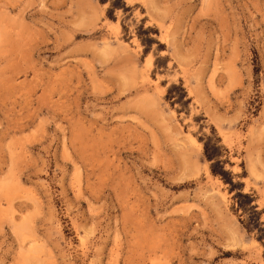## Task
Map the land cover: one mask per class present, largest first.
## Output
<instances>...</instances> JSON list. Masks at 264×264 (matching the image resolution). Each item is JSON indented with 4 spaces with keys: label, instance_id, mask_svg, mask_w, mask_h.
<instances>
[{
    "label": "rangeland",
    "instance_id": "obj_1",
    "mask_svg": "<svg viewBox=\"0 0 264 264\" xmlns=\"http://www.w3.org/2000/svg\"><path fill=\"white\" fill-rule=\"evenodd\" d=\"M0 264H264V0H0Z\"/></svg>",
    "mask_w": 264,
    "mask_h": 264
},
{
    "label": "trees",
    "instance_id": "obj_2",
    "mask_svg": "<svg viewBox=\"0 0 264 264\" xmlns=\"http://www.w3.org/2000/svg\"><path fill=\"white\" fill-rule=\"evenodd\" d=\"M111 5H112V8L117 6V5H120V7H122L123 10H127V8L124 6V4H111ZM109 12H110V9H109ZM142 40L146 43L145 39H142ZM176 86H177L176 84H173L171 87H169L168 93L166 95V97L168 99L175 97V96H173V88ZM179 87L181 88L182 92H181V94H178V96L174 100H172L173 105L175 104V102H179L182 105H184L186 102L183 98L185 96H187V91H186V89L182 83L179 85ZM210 149H211L210 146L205 147L206 156L209 160L212 161V163H211L212 172L214 174L220 175L225 182L230 183V186H231L230 189L234 190L236 188V183L233 182L232 177L230 175L229 176L226 175V170H223L222 168H220V166H218V163L220 160L217 158V154H214L213 152H211L212 150H210ZM251 198H252L251 194L244 193V192H237L235 195V199H236L235 204H237L238 207L244 209L245 206L247 204H249Z\"/></svg>",
    "mask_w": 264,
    "mask_h": 264
}]
</instances>
